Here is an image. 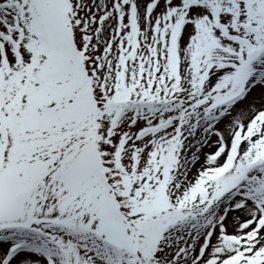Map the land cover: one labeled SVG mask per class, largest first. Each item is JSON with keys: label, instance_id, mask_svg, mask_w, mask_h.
Listing matches in <instances>:
<instances>
[{"label": "snow or ice", "instance_id": "obj_1", "mask_svg": "<svg viewBox=\"0 0 264 264\" xmlns=\"http://www.w3.org/2000/svg\"><path fill=\"white\" fill-rule=\"evenodd\" d=\"M0 264H264V0H0Z\"/></svg>", "mask_w": 264, "mask_h": 264}]
</instances>
